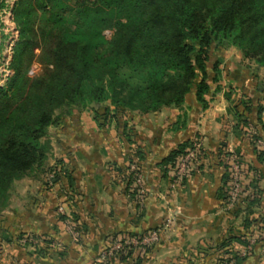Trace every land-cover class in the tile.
<instances>
[{
    "label": "trees",
    "instance_id": "1",
    "mask_svg": "<svg viewBox=\"0 0 264 264\" xmlns=\"http://www.w3.org/2000/svg\"><path fill=\"white\" fill-rule=\"evenodd\" d=\"M58 1L18 0L14 8L21 35L10 66L13 73L7 87H0V212L10 205L17 181L46 167L52 151L47 139L50 128L75 110H90L105 125L115 122L122 138L131 142L130 123L137 115L193 103L207 108L212 94L220 90L222 59L230 47L239 48L246 60L264 67V0H83L81 16L96 28L97 41L68 34L57 25L51 6ZM107 31L113 33L111 37H106ZM2 46L0 40V61ZM34 63L39 66L36 72L30 71ZM250 90L237 83L227 93L232 126L235 133L245 135L256 159L264 163V85L257 81ZM192 151L198 159L201 150L188 142L163 161L176 180L182 182L197 171L196 159L190 172L176 176L180 162ZM137 155L136 171L118 165L115 170L126 175L127 194L139 200L136 180L143 173L140 161L145 154L138 148ZM231 156L227 154L226 161ZM229 168L226 165L221 189L226 205L230 199L226 194L234 183ZM48 174L52 175L49 185L68 180L72 192L64 193L67 199L62 204L68 208V198L73 199L76 192L75 181L65 170L53 168ZM246 174L255 177L248 186L254 192L241 201L242 225L234 226L217 247L227 249L222 264H245L258 248H264V239L250 242L258 234L264 236L262 191L256 184L260 173L244 166L241 175ZM58 220L65 226L72 221L71 228L79 232L86 229L68 213L58 212ZM154 231L161 235V230ZM150 233L113 234L102 252H108L121 237L142 241ZM238 245L245 247L244 256L235 251ZM154 247L124 246L108 257L109 264H140V254Z\"/></svg>",
    "mask_w": 264,
    "mask_h": 264
},
{
    "label": "crops",
    "instance_id": "2",
    "mask_svg": "<svg viewBox=\"0 0 264 264\" xmlns=\"http://www.w3.org/2000/svg\"><path fill=\"white\" fill-rule=\"evenodd\" d=\"M236 84L232 78L229 87ZM230 88L213 93L207 108L193 103L135 116L131 142L122 138L115 122L105 125L90 110H75L51 127L47 139L52 151L46 167L17 181L10 205L0 212V264H92L111 235H146L157 229L160 241L140 254V264H222L227 249L217 247L234 226H240L228 215L221 193L225 154L236 149L245 156L248 149L245 137L233 130ZM218 92L224 97L221 101ZM215 103L222 107L214 108ZM188 142L196 146L201 142L202 148L197 171L181 182L162 163ZM138 148L145 154L140 161L145 195L139 200L127 194L126 175L115 170L118 165L132 172ZM249 157L259 168L263 213L264 163L253 152ZM53 168L65 170L75 181L67 212L80 226L84 224L83 232L72 234L58 220L57 208L72 189L68 180L47 183ZM19 188L25 191L17 192ZM26 236L37 237L39 244H22ZM245 264H264V248Z\"/></svg>",
    "mask_w": 264,
    "mask_h": 264
},
{
    "label": "rangeland",
    "instance_id": "3",
    "mask_svg": "<svg viewBox=\"0 0 264 264\" xmlns=\"http://www.w3.org/2000/svg\"><path fill=\"white\" fill-rule=\"evenodd\" d=\"M81 1L83 0H59L58 2L53 4V7L51 6V8H53V10L56 13L54 18L57 22V25L60 26L66 33L74 34L77 36H84L90 38L93 41H97L98 33L96 28L92 27L91 24H89V21L82 18L81 16V8L79 4ZM17 2L18 0H0V40L3 42V46L1 48V61H0V87L2 88L7 87L8 78L13 73V71L10 69V66L13 60L16 44L20 40V35H21V29L18 27V24L15 22V17L13 14ZM42 14L43 12L39 13L40 16ZM112 34L113 33L111 31L105 32L107 38L111 37ZM221 65L224 72H223V78L218 85L220 89L221 88L229 89L230 88L229 86H232L231 85L232 78H238L239 82L237 83L239 84V86H243V88H245L248 91L256 85L257 81L261 82V84L264 85V67L258 66L253 61L246 60L244 58L242 51L237 47L229 48L228 52L225 55V58L222 59ZM38 70H39L38 64L34 63L31 66L30 71L36 72ZM235 70L237 71V74H235L236 73ZM234 75L236 76L234 77ZM218 93L219 96L221 97L222 93L221 92ZM222 98L224 97L222 96L220 98V101L222 100ZM216 106H218L219 108L222 107V105L218 103L214 104V108ZM247 130L248 129L243 128L244 132ZM247 135L248 134H246V138ZM243 136L245 137V135ZM196 144H198L196 146L198 150L200 149L199 147L202 148L201 142L200 143L196 142ZM245 144L244 145L241 144V146L245 147L247 145L249 150L247 149V151L245 152L246 153L245 156L243 154V158H241V156H238L236 149L230 151L229 154L230 153L232 154L231 156L232 159L236 158L243 167L245 166V170L248 168L259 169L256 166V163L253 160V158L249 157L252 155L253 152L250 149L252 147L249 145V143H247L246 145ZM259 144L262 146L263 142L259 141ZM190 153L188 155H191ZM194 154L197 155L196 151L192 152V155ZM226 155L227 154H225V156ZM196 159L197 158L194 157L193 161H195ZM227 159L228 161L225 160V163L230 167L228 171L230 172V170H232L233 172H235V169L237 170V168L239 167L236 166L237 164L233 165V162L230 160V157H228ZM183 170H184V166H181V171ZM247 174L246 176L240 175V180L235 185V189H233V187L231 186V188H229L228 190L229 192L226 194V196L230 198L229 200H227L228 203L226 205V211L228 215L231 218H233L236 221V223L239 224L240 226L245 218L244 211L238 212L242 208L241 201L242 199L243 200L246 198L248 199V195L251 194V191L254 192L253 187L249 188L248 186H250L252 181L254 182L256 181L254 179L255 177H252L251 175H247ZM50 179H51V175L47 174V180ZM256 184L260 186L259 181ZM18 191L23 192L25 191V188H19L17 189V192ZM258 236L257 238L251 239L250 242L252 245L256 244V240L264 239L263 235L262 236L260 235L259 237ZM159 241H160V236L156 243H158ZM235 251L240 252L242 256L246 254L245 247L242 245H238L235 248Z\"/></svg>",
    "mask_w": 264,
    "mask_h": 264
},
{
    "label": "built area",
    "instance_id": "4",
    "mask_svg": "<svg viewBox=\"0 0 264 264\" xmlns=\"http://www.w3.org/2000/svg\"><path fill=\"white\" fill-rule=\"evenodd\" d=\"M192 152L190 153L191 155H187L180 162L176 176H183L184 174H187L188 172H190V170L192 168L193 159L196 156L195 154L192 155ZM231 161L233 162V165L237 164L236 166L239 167V168H237V170L235 169V172L232 171L233 172V178H234V183L232 184V187H233V189H235V185L239 182L240 175H241L244 167L241 165V163L236 158H233ZM181 166H184L183 171H181ZM136 170H137L136 166H133L131 169V171H136ZM51 177H52V175H51ZM136 183H137V186L139 188L140 198L142 199L145 195V189H144V181H143L141 174L138 176ZM58 212L62 215H66L68 213L67 208L64 205L59 206ZM67 227H68L67 229L72 234H74L73 229L71 228L70 222H67ZM159 236H160V231H154V232L150 233L148 236H146L142 241H139L136 238H129V237L123 238V237H121L120 240L116 244H114L108 252H106V251L101 252V254L94 260V262L92 264H109L108 257L110 255H112L114 252L121 250L124 246L139 247L141 245L154 244L158 241ZM20 242L22 244H39L40 241L37 238H34L32 236H26V237H23L20 240Z\"/></svg>",
    "mask_w": 264,
    "mask_h": 264
}]
</instances>
